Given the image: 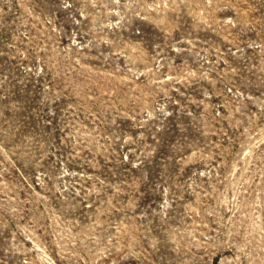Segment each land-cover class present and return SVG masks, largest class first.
Listing matches in <instances>:
<instances>
[{
    "label": "rangeland",
    "instance_id": "rangeland-1",
    "mask_svg": "<svg viewBox=\"0 0 264 264\" xmlns=\"http://www.w3.org/2000/svg\"><path fill=\"white\" fill-rule=\"evenodd\" d=\"M0 264H264V0H0Z\"/></svg>",
    "mask_w": 264,
    "mask_h": 264
}]
</instances>
